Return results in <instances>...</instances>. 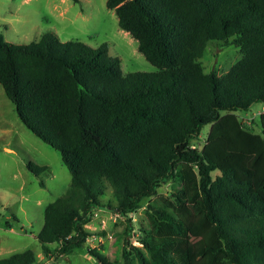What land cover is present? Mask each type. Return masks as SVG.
<instances>
[{"label": "trees", "instance_id": "obj_1", "mask_svg": "<svg viewBox=\"0 0 264 264\" xmlns=\"http://www.w3.org/2000/svg\"><path fill=\"white\" fill-rule=\"evenodd\" d=\"M106 7L155 71L124 74L107 43L48 32L14 44L0 33L5 95L71 175L66 192L44 207L36 234L44 255L82 251L96 209L128 216L148 198L136 228L140 246L126 241L120 258L89 249L96 264H264V108L256 131L238 117L264 102V0H107ZM214 40H231L241 53L223 74L205 72L200 61ZM204 125L198 149L188 141ZM26 168L38 176L47 166ZM165 183L170 190L159 195ZM37 261L31 249L0 258Z\"/></svg>", "mask_w": 264, "mask_h": 264}, {"label": "rangeland", "instance_id": "obj_2", "mask_svg": "<svg viewBox=\"0 0 264 264\" xmlns=\"http://www.w3.org/2000/svg\"><path fill=\"white\" fill-rule=\"evenodd\" d=\"M106 1L0 0V33L14 44H29L48 32L56 34L60 41L79 40L92 47L107 43L109 54L120 59L124 74L155 71L156 67L138 51L136 40L119 28L117 17L106 7ZM240 57L239 48L231 40L227 43L214 40L208 42L200 61L205 72L223 74ZM263 108L264 102L254 103L247 112H239L238 117L256 131L253 120ZM208 130L209 125H204L198 137L189 138L188 143L200 149ZM27 161L45 165L47 169L36 176L26 168ZM189 168L196 181L195 167ZM70 180L59 152L25 127L0 84V258L31 249L38 257L36 264H96L89 249L100 248L120 258L126 241L140 246L136 228L145 220L148 198L128 216H115L106 208L96 209L86 224L92 236L86 239L84 250L44 255L36 239L43 224L44 207L66 192ZM169 190L168 183L162 184L158 194L167 195ZM110 196L111 191L107 190L103 201ZM158 196L152 199L158 200ZM129 226L132 230L127 236Z\"/></svg>", "mask_w": 264, "mask_h": 264}, {"label": "built area", "instance_id": "obj_3", "mask_svg": "<svg viewBox=\"0 0 264 264\" xmlns=\"http://www.w3.org/2000/svg\"><path fill=\"white\" fill-rule=\"evenodd\" d=\"M192 147H194V146H192ZM115 214V216H119L120 214H118V213H114ZM88 239V238H87Z\"/></svg>", "mask_w": 264, "mask_h": 264}, {"label": "crops", "instance_id": "obj_4", "mask_svg": "<svg viewBox=\"0 0 264 264\" xmlns=\"http://www.w3.org/2000/svg\"><path fill=\"white\" fill-rule=\"evenodd\" d=\"M84 250V249H83ZM81 256V254H79ZM82 257V256H81Z\"/></svg>", "mask_w": 264, "mask_h": 264}]
</instances>
